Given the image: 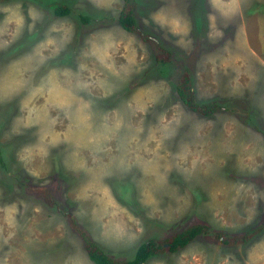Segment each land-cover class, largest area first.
Here are the masks:
<instances>
[{
	"label": "rangeland",
	"instance_id": "rangeland-1",
	"mask_svg": "<svg viewBox=\"0 0 264 264\" xmlns=\"http://www.w3.org/2000/svg\"><path fill=\"white\" fill-rule=\"evenodd\" d=\"M123 5L0 0V264H94L44 188L118 260L194 224L226 237L264 225V0H136L140 29L172 53L165 66L113 22ZM184 65L200 102L233 110L188 111ZM223 241L146 264H264V229Z\"/></svg>",
	"mask_w": 264,
	"mask_h": 264
},
{
	"label": "trees",
	"instance_id": "trees-1",
	"mask_svg": "<svg viewBox=\"0 0 264 264\" xmlns=\"http://www.w3.org/2000/svg\"><path fill=\"white\" fill-rule=\"evenodd\" d=\"M123 4V8L121 9L119 15L112 19L113 22L117 23L119 27L128 33L140 35L144 42L153 43L154 49L156 51L159 49L160 51L158 50V52L165 57L164 59H158L159 62H161L164 66L166 64H172V53L167 51L164 47L159 46V44L151 38L148 32L140 29L136 10V0H123ZM52 8L53 14L56 17H67L72 13L71 8L66 5H53ZM80 21L87 25L90 24L92 19L90 16L84 15L80 16ZM193 80L194 78L191 65H184L183 70L178 77V82L175 86V94L188 111L203 118H210L223 110H233L232 108L226 107L223 105V103H220L217 100L200 102L197 98ZM255 128L257 127L255 126ZM0 168L7 169V162L4 158V153L2 152L1 147ZM38 194L39 196H42L43 200L48 206L59 210L63 215H65L69 221L71 231H73V233L75 232V234L80 238L88 258L94 264H146V262L151 257L164 254L167 251L176 253L192 243L198 237L207 235L224 238L223 243L227 245L239 246L248 243L253 237L261 233L264 229V225H259L242 235H230L226 237L227 234L225 235L223 233L214 232V230L207 224H194L169 236L166 239H151L138 248L133 258L128 260H118L105 251L96 241L92 239L89 233L76 221L73 214L66 211L67 207L65 206V203L56 199L46 188L38 190Z\"/></svg>",
	"mask_w": 264,
	"mask_h": 264
}]
</instances>
